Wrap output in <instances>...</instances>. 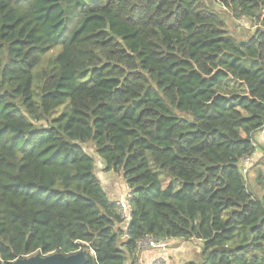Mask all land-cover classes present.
Instances as JSON below:
<instances>
[{"label": "trees", "instance_id": "trees-1", "mask_svg": "<svg viewBox=\"0 0 264 264\" xmlns=\"http://www.w3.org/2000/svg\"><path fill=\"white\" fill-rule=\"evenodd\" d=\"M94 1L0 0V260L126 264L149 238L264 264V0Z\"/></svg>", "mask_w": 264, "mask_h": 264}, {"label": "crops", "instance_id": "crops-1", "mask_svg": "<svg viewBox=\"0 0 264 264\" xmlns=\"http://www.w3.org/2000/svg\"><path fill=\"white\" fill-rule=\"evenodd\" d=\"M101 184L110 199L117 201L123 197L128 187L125 182L115 175L100 176ZM164 250L143 248L138 250L135 256L128 257L126 264H151L154 260L162 259V264H184L186 262H197L199 260L200 242L183 240H167Z\"/></svg>", "mask_w": 264, "mask_h": 264}, {"label": "rangeland", "instance_id": "rangeland-1", "mask_svg": "<svg viewBox=\"0 0 264 264\" xmlns=\"http://www.w3.org/2000/svg\"><path fill=\"white\" fill-rule=\"evenodd\" d=\"M103 2H105V0H96V1H94V3L90 4V8L91 9L99 8L103 4ZM236 26L237 27H235V29L233 30V32L236 36H243V35H246L252 31L249 23L244 21V20L239 22V23H236ZM262 138H263V133L256 135V140L259 144H263ZM257 146L260 147V145H257ZM262 155H263V153H262L261 149L258 148L257 152L255 153L254 158L249 157L246 160H244V159L241 160L240 167H241L242 174L247 172L248 173L247 179L249 181L252 180L253 170H255L256 168H259L261 166ZM248 169H249V172H248ZM159 176H160V179L163 181L164 176L161 174H159ZM251 182H248V183H251ZM126 197H127V195L123 196V198H126ZM129 199H130V196H129ZM35 255H38V254H32V255L27 256L25 258L33 257ZM49 255H52V254H49ZM49 255H45V256H49ZM45 256L42 255L41 257H45Z\"/></svg>", "mask_w": 264, "mask_h": 264}, {"label": "water", "instance_id": "water-1", "mask_svg": "<svg viewBox=\"0 0 264 264\" xmlns=\"http://www.w3.org/2000/svg\"><path fill=\"white\" fill-rule=\"evenodd\" d=\"M86 255L84 250H80L77 253L65 256L61 254H52L49 256L41 257L35 255L29 258H17L12 264H85ZM0 264L3 262L0 260Z\"/></svg>", "mask_w": 264, "mask_h": 264}, {"label": "built area", "instance_id": "built-area-1", "mask_svg": "<svg viewBox=\"0 0 264 264\" xmlns=\"http://www.w3.org/2000/svg\"><path fill=\"white\" fill-rule=\"evenodd\" d=\"M263 133V131H262ZM256 137V135L254 136ZM247 158H244V160H246ZM127 195L126 198L121 197L119 200H117L115 202L117 208H118V213L120 215V218L128 223L130 220V206H129V196L131 198V191L128 188L127 193L125 194ZM86 248H88L89 246L87 244H85ZM167 247V244L163 243L160 240L155 241L154 239H149V238H144L143 240H141L138 245L137 248L139 250L143 249V248H152V249H158V250H164ZM90 254H93V251L91 249H89ZM151 264H162V259H158V260H154V262H152Z\"/></svg>", "mask_w": 264, "mask_h": 264}]
</instances>
